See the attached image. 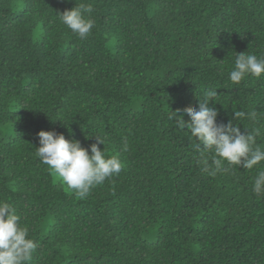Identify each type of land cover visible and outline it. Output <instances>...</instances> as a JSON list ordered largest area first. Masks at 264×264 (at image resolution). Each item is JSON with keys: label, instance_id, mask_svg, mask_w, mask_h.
<instances>
[{"label": "trees", "instance_id": "1", "mask_svg": "<svg viewBox=\"0 0 264 264\" xmlns=\"http://www.w3.org/2000/svg\"><path fill=\"white\" fill-rule=\"evenodd\" d=\"M81 3L83 40L58 15ZM245 52L264 57V0H0V200L37 244L28 264H264V162L203 172L214 153L174 115L216 89L215 123L264 145V75L228 78ZM40 131L89 154L99 136L125 167L78 199L36 156Z\"/></svg>", "mask_w": 264, "mask_h": 264}, {"label": "clouds", "instance_id": "2", "mask_svg": "<svg viewBox=\"0 0 264 264\" xmlns=\"http://www.w3.org/2000/svg\"><path fill=\"white\" fill-rule=\"evenodd\" d=\"M93 12L91 4L81 3L59 15L60 22L80 39H86L94 21L88 16ZM87 14V15H86ZM264 75V57L255 54L235 53L233 66L229 72V81L238 85L248 76L260 78ZM216 89L203 93L198 101L199 110L185 107L182 111L190 122H185L180 115L181 110L174 112L177 125L187 129L190 139L195 138L211 150L214 155H201L198 164L201 170L209 175L228 173L232 166H242L253 170L264 162V145L257 144V137L262 135L259 127H244L246 134L231 121L227 125L215 123L218 111L208 107L209 102H216ZM236 120H247L255 124L257 111H234ZM240 125V124H239ZM39 147L36 156L48 166L49 172L59 180L66 190L74 192L78 199L89 195L92 189L102 185L106 179L118 176L125 167L118 152L111 151L105 140L94 137L96 143L88 150L81 148L79 142H69L63 134L51 131L37 133ZM98 145H102L101 150ZM123 150H128L127 142ZM252 191L264 194V168L257 171ZM21 217L17 210L6 200H0V264H28L37 244L29 238V228L21 226Z\"/></svg>", "mask_w": 264, "mask_h": 264}]
</instances>
